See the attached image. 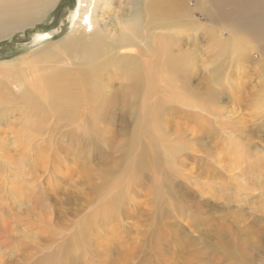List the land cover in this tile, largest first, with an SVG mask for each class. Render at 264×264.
<instances>
[{
    "label": "rangeland",
    "instance_id": "rangeland-1",
    "mask_svg": "<svg viewBox=\"0 0 264 264\" xmlns=\"http://www.w3.org/2000/svg\"><path fill=\"white\" fill-rule=\"evenodd\" d=\"M125 1L105 7L111 33ZM183 1L143 2L106 57L62 47L76 0L0 14V264H264L259 20ZM56 68L69 89L42 79Z\"/></svg>",
    "mask_w": 264,
    "mask_h": 264
},
{
    "label": "bare ground",
    "instance_id": "bare-ground-1",
    "mask_svg": "<svg viewBox=\"0 0 264 264\" xmlns=\"http://www.w3.org/2000/svg\"><path fill=\"white\" fill-rule=\"evenodd\" d=\"M49 1L52 0H0V14L3 15L4 21L8 19H15L26 22L30 20L31 17H37L39 11L41 10L37 9L40 4L43 3L46 5ZM109 2L110 0H76L73 7L74 9L71 11L70 15L72 30L70 29V33L62 42V47L66 51H80L81 49H87L90 47L91 54L94 55V57L96 55L106 57V55L110 52L108 51L109 49L113 50V48L118 49V47H127L136 40L135 34H133L129 26H137L136 24L141 20L143 2L146 3L147 9L149 8L151 11H157L156 8L163 9L164 11H176L178 9H183L184 7L183 0H126L124 4L125 7L120 12L117 11V29L115 32L111 33L110 29H108L107 22L104 21V14L106 13L105 7L109 4ZM223 3H226L225 6L228 5L230 7H225L226 10L223 9L225 15H233L231 8L234 7L229 5L232 3H234V5L238 3L239 5L243 4L244 12H251L255 15L256 19L259 20L253 29L255 42L263 49L264 54V0H226ZM125 10L129 16L125 15ZM245 25L252 27V20L247 18ZM103 31L109 32L111 39L100 33ZM50 33L51 32L44 33L42 35V39L48 38ZM88 33H94L97 36L92 38L95 39L96 42L92 43L91 46H89V40L85 38ZM109 40H117L118 45L114 46L112 43H107ZM245 40L248 42L246 38ZM51 51L52 49L45 47L39 51L36 58L33 59H39L37 56H40V60H36L38 61L37 63H39L41 60L49 58ZM104 60V64H109V61H111V59L107 60L106 58ZM12 64L1 63V72H5L7 69L6 67L11 66ZM58 69L59 68L53 70L45 69L42 73V79L49 82L51 84V88H62L64 90L69 89L72 86L70 84L74 83L73 77H71L67 72ZM18 73H22V71ZM134 73H136V71H134ZM86 77L87 76H84L82 80L86 79ZM262 89H264V85ZM260 92L261 95H258V100H256L255 103L259 108H261V110H264V90ZM241 187L244 190V186Z\"/></svg>",
    "mask_w": 264,
    "mask_h": 264
}]
</instances>
